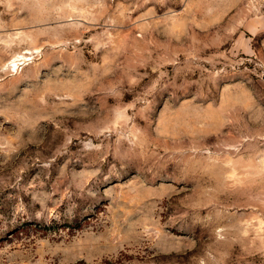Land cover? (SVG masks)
<instances>
[{"label": "rangeland", "instance_id": "374dc122", "mask_svg": "<svg viewBox=\"0 0 264 264\" xmlns=\"http://www.w3.org/2000/svg\"><path fill=\"white\" fill-rule=\"evenodd\" d=\"M0 264H264V0H0Z\"/></svg>", "mask_w": 264, "mask_h": 264}]
</instances>
